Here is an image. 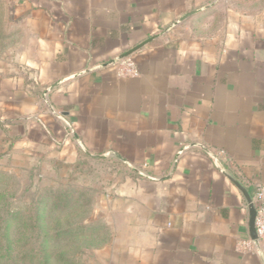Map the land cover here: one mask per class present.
<instances>
[{
	"label": "crops",
	"instance_id": "1",
	"mask_svg": "<svg viewBox=\"0 0 264 264\" xmlns=\"http://www.w3.org/2000/svg\"><path fill=\"white\" fill-rule=\"evenodd\" d=\"M224 1L15 0L24 41L0 80V156L115 168L92 209L110 262L262 264L236 249L248 210L229 178L251 199L264 185V10L223 16ZM146 41L138 77H118Z\"/></svg>",
	"mask_w": 264,
	"mask_h": 264
},
{
	"label": "rangeland",
	"instance_id": "2",
	"mask_svg": "<svg viewBox=\"0 0 264 264\" xmlns=\"http://www.w3.org/2000/svg\"><path fill=\"white\" fill-rule=\"evenodd\" d=\"M222 7L219 13L223 16L229 11L258 16L264 10V0H225ZM21 19L22 11L15 0H0V80L20 66L24 41ZM5 147L0 141V152L4 153ZM117 174L115 168L106 165L85 163L71 167L53 159L25 164L21 158L11 162L1 155L0 264H40V243H45L49 264H62L61 259L74 264H116L110 262L109 253L102 252L108 246L109 231L99 228L93 235L74 229L72 240L68 235H55L71 227L68 223L72 221L84 219L100 225L92 209L103 189L118 181ZM73 194L84 196L68 203L60 201ZM5 228L4 239L1 234ZM34 254L38 258L29 260Z\"/></svg>",
	"mask_w": 264,
	"mask_h": 264
},
{
	"label": "built area",
	"instance_id": "3",
	"mask_svg": "<svg viewBox=\"0 0 264 264\" xmlns=\"http://www.w3.org/2000/svg\"><path fill=\"white\" fill-rule=\"evenodd\" d=\"M117 76L120 78H136L138 77V70L135 62L130 58H122L117 60L114 64ZM252 202L255 207L254 229L257 239L260 243L264 242V185H259L253 194ZM237 251L239 252H253V243L249 238L238 241Z\"/></svg>",
	"mask_w": 264,
	"mask_h": 264
},
{
	"label": "trees",
	"instance_id": "4",
	"mask_svg": "<svg viewBox=\"0 0 264 264\" xmlns=\"http://www.w3.org/2000/svg\"><path fill=\"white\" fill-rule=\"evenodd\" d=\"M131 173H132V171H131ZM83 196L82 195H76V194L75 195L73 194L71 196L70 195H67V196H64L62 199H60V201H63L64 200V201H66L68 203L72 198H76L78 200L79 198L82 199ZM73 213L74 214H77V212H75V211ZM36 218H37V221H39L38 220L39 219V216L38 215L36 216ZM85 219H86V217H85ZM73 223L75 225L72 226ZM68 224L71 225V227L69 226L70 229L67 228V230L61 231L60 234L58 233L55 236L57 237L58 235L59 236H61V235H63V236L68 235L69 237L71 236V240H72L74 238L73 237L74 236V234H73L74 229L75 230L79 229L80 231H87V232L89 231L93 235H96L98 233L99 228L102 231H106L107 232V230L105 229V227L103 226V224L100 223V225H99V224L95 223L94 221L86 222V221H84V219H81L80 221H76V222L72 221V223L70 222ZM5 229H6L5 231L3 230V234H1V237H3L4 239L7 236L6 235L7 228H5ZM44 245H45V243H40L39 253H43V255H42L41 258L39 257L40 258V261L39 262H40V264H49L50 256L45 252V248H43ZM6 252L7 251H5V254H6ZM36 258H38V257H37L36 254H34V255H31V257H30L29 260L32 261V260H35ZM60 262L62 264H74V262H72V261H67V260H62V259L60 260Z\"/></svg>",
	"mask_w": 264,
	"mask_h": 264
},
{
	"label": "water",
	"instance_id": "5",
	"mask_svg": "<svg viewBox=\"0 0 264 264\" xmlns=\"http://www.w3.org/2000/svg\"><path fill=\"white\" fill-rule=\"evenodd\" d=\"M193 13H190L184 17H182L180 19V22L183 21L184 19L188 18L189 16H191ZM149 41V40H148ZM148 41L138 45L137 47L133 48L131 51L125 53L124 55H122V58H126L129 57L131 54H133L135 51H137L139 48H141L144 44H146ZM194 146L198 147L199 149H201L204 153H206L207 155L213 157L209 151H207L205 148H203L200 145L195 144ZM229 180L241 191L246 204H247V210H248V221H247V226H248V238L252 241L253 243V247H254V251L257 255H259L262 258V264H264V252L262 249V243H260L257 239L256 233H255V229H254V218H255V207L254 204L252 202L251 197L244 191V189H242L235 181H233L231 178H229Z\"/></svg>",
	"mask_w": 264,
	"mask_h": 264
}]
</instances>
